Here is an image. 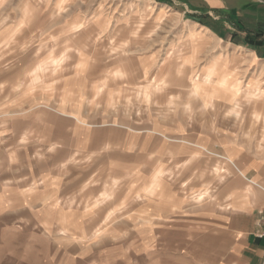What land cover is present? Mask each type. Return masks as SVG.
Here are the masks:
<instances>
[{
  "label": "rangeland",
  "instance_id": "obj_1",
  "mask_svg": "<svg viewBox=\"0 0 264 264\" xmlns=\"http://www.w3.org/2000/svg\"><path fill=\"white\" fill-rule=\"evenodd\" d=\"M244 140L264 161V36L172 0H0V176L57 206L36 264L215 263Z\"/></svg>",
  "mask_w": 264,
  "mask_h": 264
},
{
  "label": "crops",
  "instance_id": "obj_2",
  "mask_svg": "<svg viewBox=\"0 0 264 264\" xmlns=\"http://www.w3.org/2000/svg\"><path fill=\"white\" fill-rule=\"evenodd\" d=\"M172 1L195 12L219 18L228 26L229 22H231V25L235 26L236 32L242 38L245 36L249 38L264 36V0ZM255 46L257 47L258 45L255 44ZM262 93L260 96L263 95ZM243 142H237V156L232 158L240 162L238 170L245 182L242 184V188L232 193L233 198L230 199L231 210L227 212V221L223 223L224 226L222 225L229 235L230 245L221 249V257L215 263L210 260L209 263H206V261L202 263L195 259L197 255L190 253L186 260L187 264H264V237L257 235L259 231L264 230V161H261L260 156L256 155V157L246 158L247 161H251L250 163L245 162L239 155V152H243L239 150V145H245L248 148H245L244 152L251 151L253 154L254 147L248 145L249 143L245 140ZM10 179L13 178L10 177ZM10 179L0 176V230L4 229L3 234L0 232V240L3 241L2 246H7L6 249L10 251L9 256L13 258L20 257V264H23L21 255H25V248L22 249L21 247L28 245L30 251L28 250L25 258L27 264H36L37 255L43 258H49V256H45V253L40 252L41 254L30 257V253L34 255L36 251H41V248H37L36 244L37 232L35 226L51 224L49 221L51 217L50 211H43L42 220L36 219L35 210L37 207L51 209L57 206H50V208L44 206V204L36 206V199H30V197L27 200L19 201L18 198L21 195L19 193L20 184L18 182H14L15 184L10 183ZM24 208L28 209V211L22 214L20 210ZM20 222L22 230H15L17 229L15 224ZM30 225L34 226L33 229L30 228ZM32 230H34L33 233ZM21 232L27 234L20 236ZM173 255L181 257L179 252ZM174 262L177 264L176 260ZM45 264H51V261L49 260ZM179 264H185V262L183 261Z\"/></svg>",
  "mask_w": 264,
  "mask_h": 264
},
{
  "label": "built area",
  "instance_id": "obj_3",
  "mask_svg": "<svg viewBox=\"0 0 264 264\" xmlns=\"http://www.w3.org/2000/svg\"><path fill=\"white\" fill-rule=\"evenodd\" d=\"M259 237H264V230H261L257 233Z\"/></svg>",
  "mask_w": 264,
  "mask_h": 264
},
{
  "label": "bare ground",
  "instance_id": "obj_4",
  "mask_svg": "<svg viewBox=\"0 0 264 264\" xmlns=\"http://www.w3.org/2000/svg\"><path fill=\"white\" fill-rule=\"evenodd\" d=\"M208 73H209V75H210V74L212 73V71H209ZM210 76H212V74H211Z\"/></svg>",
  "mask_w": 264,
  "mask_h": 264
}]
</instances>
